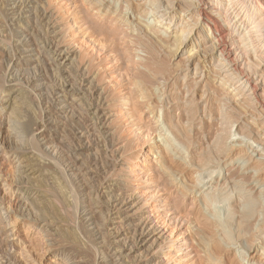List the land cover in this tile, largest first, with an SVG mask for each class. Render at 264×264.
Returning a JSON list of instances; mask_svg holds the SVG:
<instances>
[{
  "label": "bare ground",
  "instance_id": "bare-ground-1",
  "mask_svg": "<svg viewBox=\"0 0 264 264\" xmlns=\"http://www.w3.org/2000/svg\"><path fill=\"white\" fill-rule=\"evenodd\" d=\"M50 2L0 0L14 39L6 83L23 79L24 55L38 52L52 57L60 78L48 87L27 80L46 108L30 139L23 102L0 89V158L11 168L0 176V200H8L0 220L9 246L30 247L35 231L50 263L83 264L79 228L97 264H264V0H73L102 19L119 15L111 37L104 30L117 39L112 48L126 29L150 58L171 51L170 69L111 85V102L97 73L59 44ZM38 29L43 44L32 38ZM123 126L145 134L144 155L118 142ZM145 155L150 170L140 173ZM73 202L81 212L70 211ZM2 211L16 218L5 224Z\"/></svg>",
  "mask_w": 264,
  "mask_h": 264
},
{
  "label": "rangeland",
  "instance_id": "rangeland-1",
  "mask_svg": "<svg viewBox=\"0 0 264 264\" xmlns=\"http://www.w3.org/2000/svg\"><path fill=\"white\" fill-rule=\"evenodd\" d=\"M48 9H49L50 13L51 12L53 13V14L52 13L51 14H52L53 21H54V24L56 27L55 32H56V30H58L56 33H57V36L59 37V38L57 37L59 44L61 43V45H63V46L70 47L71 51H73L74 54L76 55L75 56L76 60H74V62L76 64H79V65L80 64L81 65H83V64L88 65L90 75L97 73V76L100 77V78L99 77L97 78V81L99 80L98 81L99 84L103 85V86H108L106 88V91H107L106 93H107V100L109 102H111V96H110L111 95V91H110L111 85H121L124 83V84L128 85L127 87H129V85H132L134 80L137 79L135 72L143 73L149 77V75L152 76V74H154V72L156 70H159V69L160 70H166V69L171 68L172 64H171L170 59H169L170 54H171V53L169 54V52H171L170 50H168V52L164 51V53L166 52L165 54H163V52L161 54V51H160V53H157L155 55V58L151 57L153 59L152 60L149 57L148 52L144 51V49H142L141 47L140 48L138 47V44L135 42L134 34L128 33V31L125 28H123L122 30L124 31V29H125V32L127 31V33L121 31V35L119 34L120 37L122 38V40H124L125 42L124 41L122 42L120 37H117L119 35H117V36L115 35V37L118 38V41L116 43V45L117 44L118 45H117L116 49L112 48L114 46V45L111 46L112 42L114 41V43H115L117 39L116 38L115 39L110 38L111 37L110 22H111V19L117 18V17H119V15L118 16L116 15V17H115V16H112V14H109L108 18L103 17V19H102L101 18L102 16H98L94 12L92 13L91 8H89L88 5H86L84 2H78L76 4L73 2V0H70V1L69 0H51ZM122 12H123V10L121 9V12H119V13H122ZM117 14H118V12H117ZM111 16H112V18H111ZM1 20L2 19H0V21ZM3 21H5V23ZM0 25H1L0 29H2V30H0V46H1V50H0V89H2V88L3 89L4 88H7V89L10 88L11 89L12 88L13 89L12 95L17 96L15 101L17 103L23 102V104H24L23 108H25V112H27V113H25V116L27 117V120L29 121V124H30V129H29V133L27 134V139H30V137L34 133L33 130L39 124L42 125V123L44 121L43 117L45 116L46 108L44 109V107H45L44 101L41 100V98L37 95V93L35 91L32 90V88H29L31 86H28L27 80H30L33 76H36V77L38 76V78H40V80H41L40 84L43 83L44 86L48 87L51 80H52V82L53 81H59V79H60L59 74L56 75L55 72H53L56 70V64L52 61V57L47 52L46 53L45 52L44 53L38 52L37 57L36 56L34 57L30 54H26V55H24V57H23L24 59L22 61L25 63V65L29 71L26 72L25 77L23 79L22 78H18V79L14 78L11 83L7 84L6 83V81H7L6 78L8 75L7 71H9V68L11 67V64L14 62V59H15V56H14L15 54L13 52L14 49H12V47H13L12 45H14V43H12V42L14 39L12 38L13 35H12L11 30H13V27L9 25V23L6 21V19L4 20V17H3L2 22H0ZM41 30L42 29L36 30L37 33L35 31L34 36H32V38H34V41H37V42L40 41L43 44L46 41L45 39H47V36L45 35V32L43 30L42 31ZM104 30L107 32V34L110 33V34H108L110 37L105 33ZM123 33H125V35L123 37H125V38L127 37L126 38L127 42H126L125 38L122 37ZM35 34H36V36H35ZM128 34H130V35L128 36ZM106 35H107L108 39L105 38ZM130 36L133 38V39L131 38V40L134 42H132L130 40ZM42 38H44V40ZM40 39H42V41ZM111 39H112V41H111ZM119 39L121 40L120 42H119ZM10 45H11V47H10ZM9 47H10V49H9ZM159 54H161V55H159ZM166 54H167V56H166ZM163 55H165V56H163ZM17 57L20 58V56H17ZM37 58H38V60H37ZM31 60H34V62H30ZM36 60L38 61V63ZM154 61H155V63H154ZM49 65H51V67ZM157 78L159 79V75L157 76ZM149 80H150V78H149ZM108 89H110L109 92H108ZM108 93H110V94H108ZM121 102L124 103V100H121ZM119 107H120V104H119ZM121 108L124 109L123 110L124 112L126 111L125 109H127V107H123V106ZM127 126H123L121 128V130L123 129L121 132V140H119L118 142H120L122 144H126L128 150H131L130 152L137 153V154L142 153L144 155L146 150H147V145H148V141H147L146 137L144 136L145 134L143 135L144 132L141 133V135H143V137H141V136L139 137V135H135L134 133H132V131H131V130H133L132 128H129ZM1 128H2V120L0 117V131H1ZM18 144H19V142L13 144V146L16 145L18 147ZM26 144H27V148L28 147L30 148L31 143L29 144L30 146L28 145V143H26ZM31 147H33V146H31ZM145 158L146 159L143 160L142 163L139 164L140 168H138V171H140V173L141 172L148 173V171L150 170V162L148 160H151V158L149 156H146V155H145ZM132 167H133V165H132ZM10 172H11V168H10L9 164L7 162H2L1 158H0V176L2 178H6L7 174ZM213 179L215 181H217V179H220V178L217 175H215V176H213ZM135 183L137 184V181L134 182L133 185H136ZM21 186L24 189L26 187H29L30 183L25 184V181H23V182H21ZM30 187H32V186H30ZM3 189H4L3 191H0V194H1L0 198L4 194V191H6L5 187H3ZM34 194H35V191H33V190L30 191L31 196H33ZM7 201L8 200H6L5 198H2V200H0L1 204L5 203L4 204L5 206H7ZM54 203L57 205V207H59V205L57 204V201H54ZM72 204H74L73 205L74 207H71V209L69 208L70 211L72 210L75 212H79V210H80V212H81L82 211L81 208L84 207L83 205L76 207V203H74V202ZM30 205H33V204L31 203ZM42 208H45V207H41V209ZM219 208H221V207L219 206ZM221 210H222V208H221ZM218 211H219V209H218ZM30 212H32V211H30ZM41 212L44 213V210H42ZM2 213L7 214V216H8L7 217V219H8L7 223H5V224L11 223L13 221V219L16 218L15 217L16 215L13 213H6L5 211H2ZM32 215L33 214H30L31 218L34 216V215L33 216ZM71 218L70 217L68 218L69 219L68 223H70L68 225H70V227L72 225L75 226V224L73 223L74 218L73 217H71ZM183 225L184 224H182V222L178 223V229L176 228L177 232L174 231V234H173L174 239L180 238L178 243H180L182 241V239L185 237V235H181L183 233V230H184V229H182ZM3 226H4V223H2V220H0V264H41V263L42 264L43 263L44 264H52V263H50L51 260L48 261L46 255L43 253L44 252L43 251V245L39 242L38 235H37V233H35V231H32V233L30 234L31 235L30 239L33 241L32 242L30 240V242H32V243H30V247H26L27 243H25L23 241H21V243H18L19 245L21 244V246H19L18 248L25 246L26 249H28V251L25 248L23 250H21V252H26V251L28 252V253L26 252L27 254L24 253L25 255H23V253L21 255L20 250H17L14 247L9 246L8 239L6 237L7 233H5L6 230ZM74 226H72L71 228H73ZM19 227L21 228V230L23 232L24 228H22V227H24V224H22V225L20 224ZM74 228L76 229V227H74ZM77 229H78V231L76 230V235L80 239V241L81 242L83 241L82 243H84L83 248L81 247V249H79L80 248L79 247L78 250H76V252L78 253V256L81 257V259L83 260V264H97V262L95 260L96 259L95 251H94L95 247H94L93 243L90 242L89 239L85 238V235L83 234V232L79 228H77ZM80 234H81V236H80ZM18 235L20 236L21 239L25 238V237L23 238V235L20 233V231H19ZM11 238H13V237H11ZM55 238H56L55 240L59 244L66 240L64 238H61L60 236L59 237L56 236ZM6 239H7V241H5ZM34 242L37 243L36 245H39V246L33 245V247H32V244ZM90 243L92 245H90ZM9 248L10 249L12 248V249L10 250ZM69 248L72 249L71 245L68 246L67 250H70ZM24 250H26V251H24ZM40 250H42V251H40ZM167 250H168V248L164 247L159 252V257H161V258L165 257L167 254ZM18 252L20 253V257H19ZM42 254H43V257H42ZM19 258H21V259H19Z\"/></svg>",
  "mask_w": 264,
  "mask_h": 264
}]
</instances>
